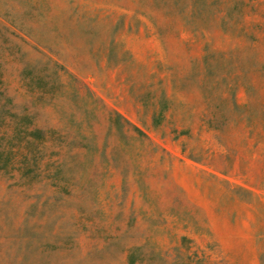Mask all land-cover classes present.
<instances>
[{
	"label": "rangeland",
	"instance_id": "rangeland-1",
	"mask_svg": "<svg viewBox=\"0 0 264 264\" xmlns=\"http://www.w3.org/2000/svg\"><path fill=\"white\" fill-rule=\"evenodd\" d=\"M0 264H264V0H0Z\"/></svg>",
	"mask_w": 264,
	"mask_h": 264
}]
</instances>
